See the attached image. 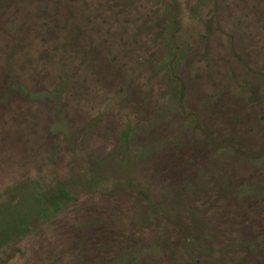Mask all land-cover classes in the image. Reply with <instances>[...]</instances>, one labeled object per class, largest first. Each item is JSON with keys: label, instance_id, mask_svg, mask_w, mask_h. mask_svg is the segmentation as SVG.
I'll list each match as a JSON object with an SVG mask.
<instances>
[{"label": "rangeland", "instance_id": "rangeland-1", "mask_svg": "<svg viewBox=\"0 0 264 264\" xmlns=\"http://www.w3.org/2000/svg\"><path fill=\"white\" fill-rule=\"evenodd\" d=\"M35 181L73 200L0 264H264V0H0V203Z\"/></svg>", "mask_w": 264, "mask_h": 264}, {"label": "trees", "instance_id": "trees-1", "mask_svg": "<svg viewBox=\"0 0 264 264\" xmlns=\"http://www.w3.org/2000/svg\"><path fill=\"white\" fill-rule=\"evenodd\" d=\"M171 59L173 56L168 55L165 61ZM171 74L178 82V76L173 72ZM6 192L11 197L0 203V219H4L0 223V249L21 239L30 224L55 216L73 200L72 194L61 182L48 187L38 186L37 181L31 185L19 183L8 186Z\"/></svg>", "mask_w": 264, "mask_h": 264}]
</instances>
